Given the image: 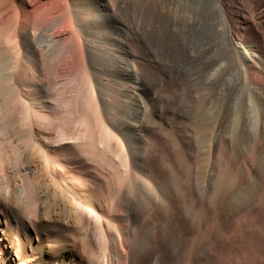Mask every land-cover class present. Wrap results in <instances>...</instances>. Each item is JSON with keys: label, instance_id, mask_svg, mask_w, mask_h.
Here are the masks:
<instances>
[{"label": "bare ground", "instance_id": "bare-ground-1", "mask_svg": "<svg viewBox=\"0 0 264 264\" xmlns=\"http://www.w3.org/2000/svg\"><path fill=\"white\" fill-rule=\"evenodd\" d=\"M211 1L256 116L243 154L224 149L243 166L219 173L195 246L162 240V253L140 220L169 192L148 167V141L181 115L175 100L195 56L152 57L132 21H119L128 0H0V264H264V0ZM100 52L119 69L100 64Z\"/></svg>", "mask_w": 264, "mask_h": 264}, {"label": "rangeland", "instance_id": "rangeland-1", "mask_svg": "<svg viewBox=\"0 0 264 264\" xmlns=\"http://www.w3.org/2000/svg\"><path fill=\"white\" fill-rule=\"evenodd\" d=\"M126 7L128 8L118 12L119 21H132L152 57L158 58L162 64L169 65L177 62L181 54L195 56L185 62L184 73L187 80L175 100L181 115L177 121L158 124L155 130L160 132V135L154 138V142L153 139L148 141L150 147L147 145L150 149L147 157L148 167L154 174L157 173V176H163L160 178L168 182L170 193L166 192L163 207L153 208L143 214L145 217H140L141 222L150 228L154 251L160 249V252H164L165 248L159 245L162 240L164 245H188L194 242V247L198 241V228L203 225V219L200 217L213 210L210 190L219 173L229 171L235 166H243L241 158L233 163L224 154V149L235 145L234 147L243 154L240 140L244 131L252 126L256 116L252 108L253 99L242 85L240 69L232 64L225 54L221 34L218 32L221 20L211 0H128ZM104 31L116 39H124V34H119L116 29L111 32V29L105 28ZM98 61L104 67L119 69L107 53L100 52ZM197 64L201 67L200 72L195 68ZM85 113L97 117L96 111L90 105L89 96L85 101ZM94 128L99 130V123L94 124ZM207 128L210 130L203 136L201 132ZM87 130L90 131L89 126ZM217 153H220L219 156ZM92 156H96L101 163L105 162L102 154L94 153ZM243 163L247 166L249 164L245 159ZM241 171H237L239 173L236 176L245 180L246 174L242 168ZM195 177L204 191L201 197L194 188ZM177 185H180L179 188H176ZM256 211L260 214L261 222L263 221L260 236L264 237V203ZM198 217L200 219H197ZM224 244L226 245L223 242ZM225 245L224 247L227 246Z\"/></svg>", "mask_w": 264, "mask_h": 264}]
</instances>
